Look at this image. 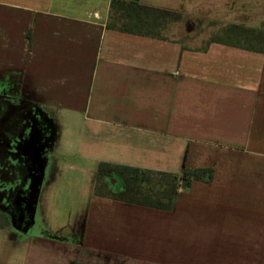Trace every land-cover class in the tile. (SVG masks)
I'll return each instance as SVG.
<instances>
[{
    "label": "crops",
    "instance_id": "obj_1",
    "mask_svg": "<svg viewBox=\"0 0 264 264\" xmlns=\"http://www.w3.org/2000/svg\"><path fill=\"white\" fill-rule=\"evenodd\" d=\"M111 1L0 0V82L19 76L22 103L82 124L62 155L34 153L46 203L13 234L0 223V264H264V50L108 27ZM136 1L220 7L264 33L259 0ZM100 162L213 178L163 211L96 196Z\"/></svg>",
    "mask_w": 264,
    "mask_h": 264
},
{
    "label": "rangeland",
    "instance_id": "obj_2",
    "mask_svg": "<svg viewBox=\"0 0 264 264\" xmlns=\"http://www.w3.org/2000/svg\"><path fill=\"white\" fill-rule=\"evenodd\" d=\"M142 6L154 7L160 10H167L172 13L178 14L180 17H165L158 18V21H155L151 25H148L147 29L143 31L152 32L155 36L166 39H173L183 43L184 46L193 49L203 48L205 45L212 41H226L233 43H240L241 40L239 36H234L228 32V28L232 26L244 27L247 28L244 24L249 25V21L252 18L249 17H237L234 20H225L217 16L216 10L218 7H211L214 9L208 10L206 7L191 9V7L185 8H175L173 5L168 4L165 8L155 7L150 4V1H137ZM197 2V0H196ZM264 0H259V8H262ZM191 3H194L191 0ZM219 5V4H218ZM211 6V5H209ZM212 11V12H211ZM247 12V11H245ZM216 14V15H215ZM188 16V17H187ZM108 19L107 26L119 29L124 27L126 29L137 30L133 22L122 19V20ZM264 20V19H262ZM264 22V21H263ZM251 29V28H248ZM255 30V29H254ZM19 76H12L11 80L0 82V98H6L8 100L6 113L8 114H17L23 113L30 121V117L33 118L31 121L36 136L34 138L35 144V156L37 154H43L46 150H51L54 148L55 155H62L64 152L63 143L66 139L72 138L74 132L79 134L82 131L81 119L77 115H72V117L65 116L58 112H49L41 107H34L32 104H24L19 98V94H22L20 91L22 89ZM58 111V110H57ZM4 115V114H3ZM37 122H36V121ZM12 124V123H11ZM31 126V124H30ZM0 131L5 132L3 127L0 126ZM1 136V135H0ZM58 143V146H57ZM57 146V147H56ZM56 147V148H55ZM41 156L39 160H41ZM114 184V183H113ZM37 187V186H36ZM36 187L34 190L31 189L29 182H26L23 189H20L19 200L13 202L10 199L9 195H4L3 199L0 197V223L10 222L11 230L15 233L19 229V224L24 220L17 221L13 219L12 215H4V212L7 209L9 211L16 209L19 206L24 212L25 218L33 219L38 215H34L35 212H39L40 206L46 203L45 200L41 199V187ZM19 201V203H18ZM7 234V232H4ZM4 245L7 249L11 248V245L14 243L12 237L5 239Z\"/></svg>",
    "mask_w": 264,
    "mask_h": 264
},
{
    "label": "trees",
    "instance_id": "obj_3",
    "mask_svg": "<svg viewBox=\"0 0 264 264\" xmlns=\"http://www.w3.org/2000/svg\"><path fill=\"white\" fill-rule=\"evenodd\" d=\"M159 17L180 16L167 10L142 6L136 0H112L109 6L108 19H114L110 21L125 19L136 26L137 30L119 28L124 32L158 37L152 32L143 31L142 28L147 29L148 25L158 21ZM228 32L235 37L239 36L241 40L240 43L230 42L231 44L251 51L263 52V32L237 26L229 27ZM27 39L30 41V34H27ZM212 178L213 170L210 168L186 169L183 167L180 175H176L100 162L96 169L94 194L126 204L171 211L180 191L188 189L193 181L209 182ZM4 215L8 214L4 213Z\"/></svg>",
    "mask_w": 264,
    "mask_h": 264
},
{
    "label": "flooded vegetation",
    "instance_id": "obj_4",
    "mask_svg": "<svg viewBox=\"0 0 264 264\" xmlns=\"http://www.w3.org/2000/svg\"><path fill=\"white\" fill-rule=\"evenodd\" d=\"M8 100L0 98V126L5 132L0 131V197L7 194L10 199L19 200L20 189H23L26 182L30 178V170L32 168V160L28 155V150L24 149L29 135L35 133L34 127L23 113L7 114ZM4 114V115H3ZM12 123V124H11ZM31 124V126H30ZM19 203V201H18ZM12 215L13 219L20 221L26 220L21 207L9 211H1V213Z\"/></svg>",
    "mask_w": 264,
    "mask_h": 264
},
{
    "label": "water",
    "instance_id": "obj_5",
    "mask_svg": "<svg viewBox=\"0 0 264 264\" xmlns=\"http://www.w3.org/2000/svg\"><path fill=\"white\" fill-rule=\"evenodd\" d=\"M35 136H36V134L29 135L28 140H27V143L24 144V146H23L24 149H29L28 155H30L33 164L35 162V156H34L35 147L34 146H35V144L37 142V141L34 142ZM30 150H31V152H30ZM29 152H30V154H29ZM33 166L35 168V165H33Z\"/></svg>",
    "mask_w": 264,
    "mask_h": 264
}]
</instances>
